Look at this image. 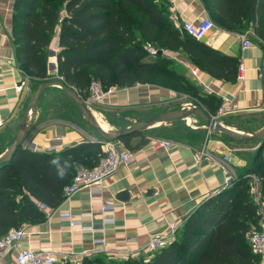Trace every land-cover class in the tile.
I'll return each mask as SVG.
<instances>
[{"label": "trees", "instance_id": "trees-1", "mask_svg": "<svg viewBox=\"0 0 264 264\" xmlns=\"http://www.w3.org/2000/svg\"><path fill=\"white\" fill-rule=\"evenodd\" d=\"M202 2L217 25L243 31L252 25L255 37L264 42V0ZM13 8L16 61L34 89L54 74L85 100L93 80L105 89L154 83L196 96L216 115L222 98L202 93L172 65L173 58L149 56L144 49L149 42L186 56L193 66L216 78L234 81L238 76L237 57L223 54L175 26L170 0H14ZM58 31L57 72L51 74L50 51ZM135 138L139 140L133 144ZM151 139L147 131H140L122 136L119 143L133 151L150 144ZM180 139L196 145L205 136L192 131ZM102 145L82 141L59 152L20 145L10 162L0 164V237L11 228L47 220L37 202L58 207L65 200L64 187L78 169L93 168L105 156ZM249 174L260 179L264 196V144L255 148L227 187L206 198L184 219L166 247L147 257L118 260L98 253L73 264H262L247 238L261 220Z\"/></svg>", "mask_w": 264, "mask_h": 264}, {"label": "crops", "instance_id": "crops-1", "mask_svg": "<svg viewBox=\"0 0 264 264\" xmlns=\"http://www.w3.org/2000/svg\"><path fill=\"white\" fill-rule=\"evenodd\" d=\"M170 3L175 26L207 12L202 0H170ZM13 6L14 0L0 1V118L4 120V126L0 128V154L11 146L35 91L29 76L16 61ZM241 32L243 30H228L216 24L201 41L223 54L237 57L239 66L245 68L241 72L243 78L237 76L234 81H226L197 67L199 78L209 86L207 89L197 84L190 70L192 64L186 56L178 53L172 65L198 85L202 93L228 97L233 110L221 120L231 128L251 132L264 126V42L253 35L250 37L252 46L244 48L239 36ZM57 38L59 31L51 51L57 52L59 48V44L55 46ZM55 63L57 59L50 55V64ZM25 77L27 85L19 93L15 85ZM186 96L167 86L137 83L130 87H118L107 101L94 104L105 119L98 111L93 109L92 112L107 125L115 122L114 116L129 112V121L122 124L127 126L161 111L187 106L183 100ZM70 101L60 86L49 87L30 120L31 129L23 146L37 151L59 152L82 141L102 142L99 134ZM190 119H187L189 124ZM146 131L152 138L151 143L133 150L134 162L121 166L106 178L101 193H93L86 188L75 192L54 208L53 215L47 220L29 224V233L19 247H51L78 253L91 247L97 238H104L111 247H141L150 236L167 232L172 222H183L202 201L227 187L228 170L235 177L236 171L247 165L257 147L254 141H236L237 144L233 145V142L209 135L205 136L202 144L195 145L185 139L162 136L160 130ZM159 139L171 141L168 150L157 143ZM138 140L135 138L133 144ZM119 145L124 148L121 143ZM204 148L207 153L197 159L195 152ZM105 206L109 209L104 210ZM63 213H69L71 220L64 218ZM128 238L135 240L126 243ZM67 242L71 245L62 246ZM14 256L15 251L0 250V264H14Z\"/></svg>", "mask_w": 264, "mask_h": 264}, {"label": "built area", "instance_id": "built-area-1", "mask_svg": "<svg viewBox=\"0 0 264 264\" xmlns=\"http://www.w3.org/2000/svg\"><path fill=\"white\" fill-rule=\"evenodd\" d=\"M1 1V0H0ZM182 30L186 31L188 34L194 36L195 38L201 40L205 35L212 29L216 27V23L212 20L208 13L201 17L193 20H184L179 26ZM255 35L253 29H248L240 33V40L244 48H249L252 46L253 42L250 37ZM144 49L147 54L153 58L158 55L164 54L171 58L178 57L177 52H170L169 50L157 47L153 43H146ZM56 51L52 50L50 55L56 60ZM56 64V63H55ZM244 66H239L240 73L239 78H243L241 72L244 70ZM57 70V69H56ZM190 70L193 76L196 78L197 84L209 89V86L202 81L198 76V68L191 65ZM27 85L26 77L21 79L16 85L15 90L17 92H23L25 86ZM118 87L113 86L105 89L103 85L98 80H93L90 85V95L86 100L89 105L104 103L107 101L109 96L116 91ZM231 102L228 97L222 98L221 106L219 107L216 115H214L218 120L223 119L228 114L232 112ZM4 126V120L0 118V128ZM157 143L169 149L171 141L168 139H159ZM106 151L105 156H103L99 163L93 168L80 167L75 174L72 181L64 187L63 194L65 199L70 198L75 192L81 189H89L93 193H101L104 186V181L106 178L115 173L121 166L130 165L135 160V153L132 150H127L121 148L119 142L105 141L102 146ZM207 153L204 149L195 152L197 159L201 158L203 154ZM169 157V155H167ZM251 181V194L254 201L259 205L261 212L260 227L254 228L247 233V238L250 243L252 252L258 255L262 259V264H264V202L263 195L261 192L260 179L255 174H249ZM234 178V174L228 170L226 181L228 184ZM211 194L210 196H213ZM209 196V197H210ZM38 207L43 210L46 217L49 218L53 215L54 209L48 204L42 201L37 202ZM109 209L108 206L104 207V210ZM64 218L70 219L69 213L62 214ZM107 219H105L106 221ZM75 223V220L72 221ZM182 222H172L170 228L167 232L163 234L152 235L148 241L141 247L136 249H130L128 247H111L106 244L104 238L94 239L92 246L85 248L78 253L68 252L62 249L56 248H43V249H33L30 247H19V243L23 238L29 233V224L21 226L19 228H11L6 235L0 237V250L3 251H15L14 264H60V263H79L84 257L92 256L98 253H104L111 258L118 260H130L138 258L140 256H149L151 253L166 247L169 242L175 237L179 230ZM134 238H128L126 243L134 241ZM71 245V243H65L62 246L66 247Z\"/></svg>", "mask_w": 264, "mask_h": 264}, {"label": "water", "instance_id": "water-1", "mask_svg": "<svg viewBox=\"0 0 264 264\" xmlns=\"http://www.w3.org/2000/svg\"><path fill=\"white\" fill-rule=\"evenodd\" d=\"M58 44L59 39L57 38L55 41V46L57 47ZM161 52L162 49L160 50V53ZM49 67L50 70H55L57 69V64H50ZM51 86H60L63 89V91L78 108L87 124L99 134L102 142H119L120 138L127 134L146 131L156 126L187 120L193 116H200L205 121L204 128H206L208 131L219 132L224 136L238 142L257 141V147L264 144V126L259 130L251 132L231 128L224 124L221 120H218L202 105L180 106L177 108L161 111L149 118L138 120L120 129H106L100 123L99 119H97V117L93 114V109L79 94V92L74 87L67 84L63 78L54 74L52 77L42 80L37 85L24 111L19 128L11 146L6 152L0 154V164L10 162L17 148L25 142V139L31 129L30 120L36 113L38 102L44 92Z\"/></svg>", "mask_w": 264, "mask_h": 264}, {"label": "rangeland", "instance_id": "rangeland-1", "mask_svg": "<svg viewBox=\"0 0 264 264\" xmlns=\"http://www.w3.org/2000/svg\"><path fill=\"white\" fill-rule=\"evenodd\" d=\"M211 19L212 17L210 15H208ZM213 20V19H212ZM56 69L55 70H50L51 74L56 73ZM185 94H187V96L185 98H183V100H185V103L187 104V106H191V105H202L203 107L206 108V106L204 104H202L194 95H191L190 93L187 92H183ZM70 104L72 106H74V109L77 107L74 105V103L72 101H70ZM92 109L98 111L102 117V119H105V116H103L102 112L100 111L99 108L96 107V105L91 104L90 105ZM207 109V108H206ZM78 110V109H77ZM80 113V111H78ZM131 114L129 112H122L120 116L116 115L114 116V123L110 124L108 123V127L110 130H116V129H120L123 128L125 126L126 122H128L129 120L127 119V116ZM191 124L188 123L187 120H181V121H177L172 123L171 125L166 126L161 125V127H155L154 129H149V130H154L157 131L160 130V134L162 136H167L169 138H173V139H177V138H181V137H187L188 134H190L192 131H199L200 134H202L203 136L209 135L213 138H222L227 140L228 142L232 143L233 145H236V141H233L229 138H227L226 136H224L221 133H217L214 131H208L206 128H204L205 125V121L203 120L202 117L200 116H193L191 119ZM223 123H225L224 120H221ZM86 124V123H85ZM86 126H88L86 124ZM96 132V131H95ZM235 142V143H234ZM255 144H258L257 141H254ZM197 145H200V143H197ZM255 150V149H254ZM254 150L252 151V154L254 152ZM255 227H253L254 229Z\"/></svg>", "mask_w": 264, "mask_h": 264}, {"label": "bare ground", "instance_id": "bare-ground-1", "mask_svg": "<svg viewBox=\"0 0 264 264\" xmlns=\"http://www.w3.org/2000/svg\"><path fill=\"white\" fill-rule=\"evenodd\" d=\"M96 116V115H95ZM98 118V117H97ZM99 119V118H98ZM100 123L103 125L104 128L109 129L108 125L103 122L101 119H99Z\"/></svg>", "mask_w": 264, "mask_h": 264}, {"label": "clouds", "instance_id": "clouds-1", "mask_svg": "<svg viewBox=\"0 0 264 264\" xmlns=\"http://www.w3.org/2000/svg\"><path fill=\"white\" fill-rule=\"evenodd\" d=\"M63 176H64V173H63V171L61 172V177L63 178Z\"/></svg>", "mask_w": 264, "mask_h": 264}]
</instances>
